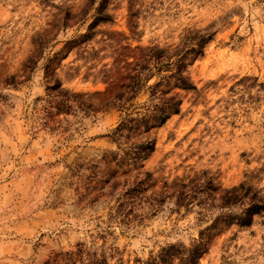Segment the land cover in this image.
<instances>
[{
    "label": "rangeland",
    "instance_id": "rangeland-1",
    "mask_svg": "<svg viewBox=\"0 0 264 264\" xmlns=\"http://www.w3.org/2000/svg\"><path fill=\"white\" fill-rule=\"evenodd\" d=\"M257 197L264 0H0V264H264V209L236 218Z\"/></svg>",
    "mask_w": 264,
    "mask_h": 264
},
{
    "label": "trees",
    "instance_id": "trees-1",
    "mask_svg": "<svg viewBox=\"0 0 264 264\" xmlns=\"http://www.w3.org/2000/svg\"><path fill=\"white\" fill-rule=\"evenodd\" d=\"M152 50V49H151ZM150 50V51H151ZM156 54V50H153ZM152 60L154 66L157 69H160V65H157L160 59L156 57H145L142 60L136 62L138 67L133 74V82L130 85V91L127 97L132 96L139 88L142 86L144 81L148 79L151 75L152 69L148 67L147 62ZM173 68L168 77L171 76L175 80V84L183 89H194L195 84L190 78L187 69L185 68V63L183 62L182 57H179L174 61ZM147 66V72L141 77V72L144 71V67ZM142 79V80H141ZM159 81L154 82L152 85H148L150 88V102L145 105L144 110L140 113L139 119H142L144 122L149 120L155 121L157 124L163 123L171 113H176L179 111V106L181 103V98L176 93H168L163 88L158 87ZM120 127H117L115 131H118ZM154 141L151 138L145 140V143L135 149L134 154L135 158L146 157L149 152L153 149ZM239 188L242 189L243 185L240 184ZM241 192H237V188L233 189L229 195H226L224 198L225 203H230L236 200L240 196ZM254 202H251L242 213L237 216V223L239 225H249L252 221L253 215L259 213L264 209V198L257 197Z\"/></svg>",
    "mask_w": 264,
    "mask_h": 264
}]
</instances>
